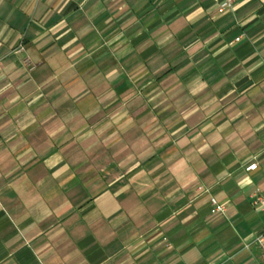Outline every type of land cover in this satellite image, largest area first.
Listing matches in <instances>:
<instances>
[{
	"label": "crops",
	"instance_id": "obj_1",
	"mask_svg": "<svg viewBox=\"0 0 264 264\" xmlns=\"http://www.w3.org/2000/svg\"><path fill=\"white\" fill-rule=\"evenodd\" d=\"M222 2L0 0V264H264V0Z\"/></svg>",
	"mask_w": 264,
	"mask_h": 264
},
{
	"label": "built area",
	"instance_id": "obj_2",
	"mask_svg": "<svg viewBox=\"0 0 264 264\" xmlns=\"http://www.w3.org/2000/svg\"><path fill=\"white\" fill-rule=\"evenodd\" d=\"M232 1L234 0H223L218 12L221 13L224 9L229 8ZM256 169H257V164L251 163L245 168V172L255 171ZM252 204L264 210V194H261L258 191L254 192L252 198ZM224 211H225L224 205L219 204L218 202H216L215 199L210 200L211 214L223 213ZM251 245L257 248L258 250H260L261 254L264 256V232L258 235L257 237H255L254 240L251 242Z\"/></svg>",
	"mask_w": 264,
	"mask_h": 264
}]
</instances>
